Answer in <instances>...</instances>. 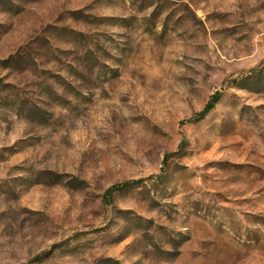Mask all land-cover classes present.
<instances>
[{"label": "rangeland", "instance_id": "obj_1", "mask_svg": "<svg viewBox=\"0 0 264 264\" xmlns=\"http://www.w3.org/2000/svg\"><path fill=\"white\" fill-rule=\"evenodd\" d=\"M0 264H264V0H0Z\"/></svg>", "mask_w": 264, "mask_h": 264}, {"label": "trees", "instance_id": "obj_2", "mask_svg": "<svg viewBox=\"0 0 264 264\" xmlns=\"http://www.w3.org/2000/svg\"><path fill=\"white\" fill-rule=\"evenodd\" d=\"M221 99V94L219 93H216L212 96L210 102L208 103V105L206 106V108L201 111L199 113L200 116H205L207 115L214 107L215 105L220 101ZM142 180H137V181H134V182H127L126 184H131V183H140ZM121 185H114L112 187H110L108 190H107V196L106 197H112L113 194L115 193V191L120 187Z\"/></svg>", "mask_w": 264, "mask_h": 264}]
</instances>
